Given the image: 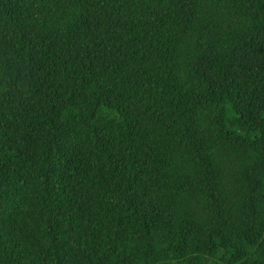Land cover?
Wrapping results in <instances>:
<instances>
[{"label": "trees", "instance_id": "1", "mask_svg": "<svg viewBox=\"0 0 264 264\" xmlns=\"http://www.w3.org/2000/svg\"><path fill=\"white\" fill-rule=\"evenodd\" d=\"M0 264H264V0H0Z\"/></svg>", "mask_w": 264, "mask_h": 264}]
</instances>
